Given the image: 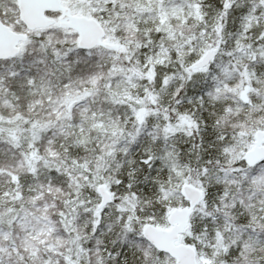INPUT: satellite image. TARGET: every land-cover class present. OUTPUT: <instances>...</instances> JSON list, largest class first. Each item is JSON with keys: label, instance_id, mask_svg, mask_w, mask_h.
I'll use <instances>...</instances> for the list:
<instances>
[{"label": "snow or ice", "instance_id": "obj_1", "mask_svg": "<svg viewBox=\"0 0 264 264\" xmlns=\"http://www.w3.org/2000/svg\"><path fill=\"white\" fill-rule=\"evenodd\" d=\"M0 264H264V0H0Z\"/></svg>", "mask_w": 264, "mask_h": 264}]
</instances>
